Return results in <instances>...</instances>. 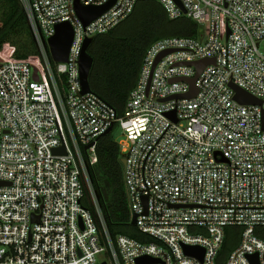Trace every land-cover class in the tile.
I'll return each mask as SVG.
<instances>
[{
  "label": "built area",
  "instance_id": "1",
  "mask_svg": "<svg viewBox=\"0 0 264 264\" xmlns=\"http://www.w3.org/2000/svg\"><path fill=\"white\" fill-rule=\"evenodd\" d=\"M19 1L37 55L0 50V264H264V0H115L88 24L77 0ZM144 1L201 35L153 43L119 116L83 92L81 57L87 40ZM63 23L73 37L67 61L57 62L50 40ZM232 85L259 104L238 102ZM117 129L130 219L143 240L111 237L90 184L98 143ZM228 228L240 230L238 245L223 257Z\"/></svg>",
  "mask_w": 264,
  "mask_h": 264
},
{
  "label": "trees",
  "instance_id": "2",
  "mask_svg": "<svg viewBox=\"0 0 264 264\" xmlns=\"http://www.w3.org/2000/svg\"><path fill=\"white\" fill-rule=\"evenodd\" d=\"M200 35L199 26L191 20H170L157 2H140L128 19L109 33L96 36L89 44L87 53L93 61L89 87L121 116L137 85L150 46L167 37L198 38ZM0 50L19 60L37 55V45L19 0H0ZM97 154V164L89 167V179L111 237L126 235L145 239L130 219L123 156L114 132L100 139ZM85 202L93 208L87 185ZM239 232L237 228L226 229L221 256L226 257L235 249Z\"/></svg>",
  "mask_w": 264,
  "mask_h": 264
},
{
  "label": "water",
  "instance_id": "3",
  "mask_svg": "<svg viewBox=\"0 0 264 264\" xmlns=\"http://www.w3.org/2000/svg\"><path fill=\"white\" fill-rule=\"evenodd\" d=\"M114 2H115V0H112L108 5H106L102 8H94V7H82L79 5L78 0H77L76 9H77L78 15L83 20V22L85 24H88L94 18L99 16L104 10H106L108 7H110ZM72 37H73V29L70 26V24L63 23L57 27V34L55 35V37H53L50 40L52 55L57 62L67 61ZM89 44H90V41L87 40L85 42L83 54L81 57V81H82L84 93H88L91 91L89 84H88V75H89L93 61H92V58L87 53V49H88ZM206 64H208V61H201V62L195 63L198 74L201 72V70L204 68V66ZM198 74H197V76H198ZM35 79H37V76H35ZM195 79L196 78L190 80L192 90H191V93L186 96V98H193L196 94ZM232 88L236 92V97H235L236 100L238 102H240L241 104H245V105L259 104V101L255 97L251 96L250 94L242 91L241 89H239L236 86L232 85ZM61 151L64 152V149L56 150L55 152L58 153ZM122 162H123V164H125L124 160ZM132 224H135V220H133ZM185 252H186V254L191 255V256H193V255L202 256V254H203V250L198 249V248L186 247ZM251 258L254 259V257H251ZM153 262H156V261L153 259H150V258H142V259L138 260V264H149V263H153ZM102 264H107V263H102Z\"/></svg>",
  "mask_w": 264,
  "mask_h": 264
},
{
  "label": "rangeland",
  "instance_id": "4",
  "mask_svg": "<svg viewBox=\"0 0 264 264\" xmlns=\"http://www.w3.org/2000/svg\"><path fill=\"white\" fill-rule=\"evenodd\" d=\"M260 47H261V49L264 51V43H262V44L260 45ZM114 137H115V139H116L117 141L122 140V139H123L122 132H121L119 129H117V130L114 132Z\"/></svg>",
  "mask_w": 264,
  "mask_h": 264
}]
</instances>
